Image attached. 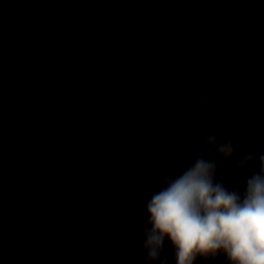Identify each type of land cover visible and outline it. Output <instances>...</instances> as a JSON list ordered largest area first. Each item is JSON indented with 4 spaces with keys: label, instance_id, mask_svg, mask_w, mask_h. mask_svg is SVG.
I'll return each instance as SVG.
<instances>
[{
    "label": "water",
    "instance_id": "obj_1",
    "mask_svg": "<svg viewBox=\"0 0 264 264\" xmlns=\"http://www.w3.org/2000/svg\"><path fill=\"white\" fill-rule=\"evenodd\" d=\"M210 131L228 183L264 152V0H0V264H144L146 201Z\"/></svg>",
    "mask_w": 264,
    "mask_h": 264
},
{
    "label": "clouds",
    "instance_id": "obj_2",
    "mask_svg": "<svg viewBox=\"0 0 264 264\" xmlns=\"http://www.w3.org/2000/svg\"><path fill=\"white\" fill-rule=\"evenodd\" d=\"M204 143L214 152L197 145L184 153L146 201L144 264H264V152L238 157L228 183L219 177V158L234 156V138L210 131ZM249 165L255 170L241 183Z\"/></svg>",
    "mask_w": 264,
    "mask_h": 264
}]
</instances>
